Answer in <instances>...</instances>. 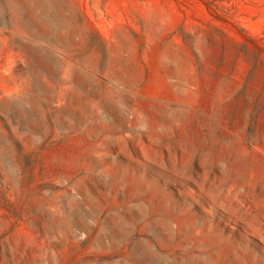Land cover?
<instances>
[{"label": "rangeland", "instance_id": "1", "mask_svg": "<svg viewBox=\"0 0 264 264\" xmlns=\"http://www.w3.org/2000/svg\"><path fill=\"white\" fill-rule=\"evenodd\" d=\"M131 263L264 264V0H0V264Z\"/></svg>", "mask_w": 264, "mask_h": 264}, {"label": "bare ground", "instance_id": "2", "mask_svg": "<svg viewBox=\"0 0 264 264\" xmlns=\"http://www.w3.org/2000/svg\"><path fill=\"white\" fill-rule=\"evenodd\" d=\"M56 25V24H55ZM55 32V31H54ZM44 36V35H43ZM47 37V36H46ZM51 39V38H50ZM49 39V40H50ZM33 51V50H32ZM34 52V51H33ZM48 54V53H47ZM41 56V55H40ZM33 58H35L34 57V55L32 56ZM47 59V58H46ZM88 59V58H87ZM49 64H50V62L49 61H47ZM53 62H55V60L53 61ZM45 63H46V61H45ZM54 64V63H53ZM55 65V64H54ZM51 66V65H50ZM51 69V68H50ZM49 72V71H48ZM55 73V72H54ZM38 74H40V73H38ZM55 75V74H54ZM37 76V75H36ZM50 77V76H49ZM35 78V77H34ZM44 78H47V76L46 77H44ZM38 90V89H37ZM79 216V215H78ZM83 220V219H82ZM123 229V228H122ZM127 230H128V228H127ZM133 256V255H132ZM125 261H127V260H125ZM132 264V263H131ZM147 264V263H146ZM152 264V263H151ZM160 264V263H159Z\"/></svg>", "mask_w": 264, "mask_h": 264}]
</instances>
